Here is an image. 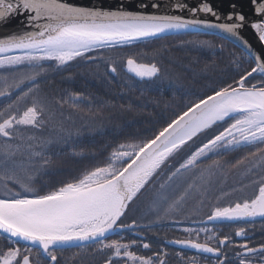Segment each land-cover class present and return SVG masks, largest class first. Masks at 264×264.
I'll list each match as a JSON object with an SVG mask.
<instances>
[{"label":"snow or ice","instance_id":"6c2138e0","mask_svg":"<svg viewBox=\"0 0 264 264\" xmlns=\"http://www.w3.org/2000/svg\"><path fill=\"white\" fill-rule=\"evenodd\" d=\"M250 2L255 5V13L259 14L251 27L255 29L258 40L264 42V2ZM140 6L144 7L143 4ZM175 7L185 8L187 5L178 2ZM189 11L220 18L209 0H201L197 7ZM20 13L26 14L27 24L32 30L0 38V68L27 69L11 79L0 76V97H10L20 90L19 95L0 111V137L3 138L0 141V181L4 186V192L0 195V234H5V238L15 245L0 253V264H32L34 249L37 264H57L58 249L73 246L74 242H80L77 246H82L83 242L88 241L98 242L99 250H111V256L104 264H112L113 258H124L125 264L129 261L131 264H153L152 257L138 256L130 250L136 244L135 240L124 243L120 239H111L105 242L106 238L116 229L137 226L136 220L130 224L122 222L134 199L171 157L198 134L214 126L227 125L196 147L179 167L170 171L159 183L153 201L154 209H159L163 204H167L166 212L176 208L194 187L206 191L215 175L213 169L220 167L219 160H213L200 170L199 184L196 181L188 184L169 203V190L175 191L179 187L185 173L197 169L202 159L221 150L227 152L254 147V151L237 160L233 167L248 163L251 165L247 170L249 173L264 168V79L258 84L246 86V80L254 74L264 77V55L254 54L251 45L240 35V30L248 22L245 15L231 12L225 17L227 22L212 23L206 19H185L181 16L145 15L140 11L127 10L123 4L109 9L103 6H74L64 0H0V22H6ZM191 26L220 29L222 33L230 34L234 42H239L254 66L240 75L238 80L214 88L210 94L191 102L153 138L118 145L105 165L94 167L80 178L43 194L32 187L30 170L34 167L33 158H40L42 166L49 161L43 158L42 152L35 151L43 146L35 143L36 137L25 138L18 130L21 127L42 126L44 108L35 93L38 91V78L47 71L43 62L51 61L60 67L78 58L92 61L97 58L90 55L93 51L131 44ZM108 66L111 73L117 72L115 62L110 61ZM126 68L141 80H151L160 72L155 63H137L132 57L127 58ZM23 87L27 90L24 91ZM29 98L31 106L21 111V104ZM73 99H81V94L75 93ZM25 150L29 156L27 164L15 159ZM10 183L18 185L23 191L9 187ZM253 183L258 184V190L250 198L214 206L207 221L264 218V176ZM184 231L191 234L195 230ZM199 231L207 233L210 229ZM199 231L196 232L197 237ZM244 233L245 229L239 228L235 234L242 236ZM212 238L209 236L207 240ZM228 241L229 237L224 236L219 239V245H225ZM21 242H24L23 247L20 246ZM171 243L217 257L221 254V247L211 246L208 242L200 243L197 239ZM143 247L148 248L149 245L144 244ZM240 247L243 253L237 255L248 257L264 253V244L254 248L244 243ZM160 264H164L162 258ZM218 264H226V259H218ZM240 264H251V261L241 259Z\"/></svg>","mask_w":264,"mask_h":264},{"label":"trees","instance_id":"16d2710c","mask_svg":"<svg viewBox=\"0 0 264 264\" xmlns=\"http://www.w3.org/2000/svg\"><path fill=\"white\" fill-rule=\"evenodd\" d=\"M207 43H201V42ZM90 55L98 58L86 61L78 58L57 67L54 62H43L47 69L37 80L35 93L43 105V124L39 128L21 127L20 134H42L35 143L42 144L35 151L43 153L49 163L41 165L34 157L31 168L32 187L40 194L51 191L63 183L80 178L86 171L109 162L110 153L120 144L140 143L151 139L191 102L214 88L238 80L250 71L253 61L244 50L230 40L206 31H183L144 39L131 44L105 47ZM128 57L137 63H155L160 72L151 80H141L126 68ZM115 62L116 73L109 70ZM27 69L11 68L0 71V76L11 79ZM264 79L259 74L246 80L251 84ZM26 91L27 88L23 87ZM20 90L10 97H1L0 108L6 107ZM75 93L81 99L74 100ZM31 106V98L20 109ZM230 122V121H229ZM226 124L198 134L171 157L165 167H178L196 147L222 130ZM17 141H14V143ZM260 146V145H257ZM254 147L237 149V153H222L202 159L199 166L219 160L220 166L236 164ZM240 151V153H239ZM28 162V152L15 158ZM200 173V170H197ZM199 173L189 178L198 181ZM159 172L157 173V175ZM23 176V173H21ZM23 191L16 184H9ZM4 192L0 181V195ZM6 246L0 245V253Z\"/></svg>","mask_w":264,"mask_h":264},{"label":"flooded vegetation","instance_id":"af4514ba","mask_svg":"<svg viewBox=\"0 0 264 264\" xmlns=\"http://www.w3.org/2000/svg\"><path fill=\"white\" fill-rule=\"evenodd\" d=\"M92 56L98 58L96 55ZM3 110L4 107L0 108V111ZM41 119L44 121L42 117ZM21 135L25 138L34 136L43 140L42 134L25 133ZM2 140L3 138L0 137V141ZM228 152L235 155L237 150ZM222 153L226 152L221 150L218 154L210 156H217ZM205 167L198 165L197 169L186 172L179 187H176L175 191L169 190V203L175 200L188 184L193 183L188 179L196 176L199 173L198 169L201 170ZM249 167L251 165L245 163L238 167L223 165L218 169H213L215 175L212 176L211 184L206 191L197 187L190 189L181 204L166 212L167 204L161 205L159 209H154L153 201L159 190V183L163 182L167 174L174 171L176 167L162 166L158 171L159 174L138 194L122 218V222L125 224H130L132 220H136L137 226L123 230L116 229L114 233L107 236L105 242L111 239H120L124 243L135 240L136 244L130 250L138 256L152 257L153 264H160L161 258L164 264H218V259H226V264H240L241 259H249L251 264H262L264 253H257L248 257L237 254L243 253L240 245L244 243L254 248L264 244V218L258 217L240 221H207V216L210 215V210L214 206H224L237 200L250 198L258 190V184H254L253 181H258L261 176H264V168H257L254 172L249 173L247 171ZM196 182L199 184V180ZM204 228L210 229V231L207 233L199 231ZM239 228L245 229L244 235L236 236V230ZM185 229L195 231L190 234L184 231ZM197 231H199L198 237ZM209 236L213 238L207 240ZM224 236H228L229 241L221 246L219 239ZM189 238L197 239L200 243L208 242L214 247H221L220 256L217 257L212 253H204L197 249L171 243L175 240ZM144 244H148L149 247L144 248ZM0 245L6 246L5 252L8 247L15 246L5 238L4 234H0ZM77 245H80V242H74L73 246L58 249L57 264H104L111 256V250H99L98 242L88 241L83 242L82 246ZM20 246L23 247L24 242H21ZM31 259L32 264H37L38 258L35 255V249ZM112 264H125V259L113 258ZM128 264L131 262L129 261Z\"/></svg>","mask_w":264,"mask_h":264},{"label":"water","instance_id":"95a60500","mask_svg":"<svg viewBox=\"0 0 264 264\" xmlns=\"http://www.w3.org/2000/svg\"><path fill=\"white\" fill-rule=\"evenodd\" d=\"M64 2L71 3L74 6H103L109 9H116L119 5L123 4L127 10L140 11L145 15L181 16L185 19H206L212 23L227 22L225 17L231 12L241 13L246 16L248 22L240 30V35L251 45V50L254 54L264 55V42L258 40L255 29L251 27V23L257 21L259 14L255 13V5H253L250 0H209L214 9L218 12L219 19L213 17L211 14L202 12L193 14L189 11L190 8L197 7L201 0H64ZM178 2L187 5V7L176 8L175 5ZM258 2H264V0H258ZM141 4H143L144 7H141ZM154 4L157 6L153 7ZM233 5H235V8H233ZM199 27H201V29L186 31L211 32L230 40L242 48L238 41L234 42L230 34L222 33L220 29ZM31 30V27L27 24V16L23 13L13 15L6 22H0V38H6L9 35L20 34L24 31ZM253 84H258V82L251 84L246 83V86H251Z\"/></svg>","mask_w":264,"mask_h":264},{"label":"bare ground","instance_id":"6f19581e","mask_svg":"<svg viewBox=\"0 0 264 264\" xmlns=\"http://www.w3.org/2000/svg\"><path fill=\"white\" fill-rule=\"evenodd\" d=\"M196 29H201V27H199V26H191L189 29L172 30V31L160 34L159 36L164 35V34H169V33L183 32V31H186V30H196ZM156 37H158V36H156ZM149 38H154V37H149ZM149 38H147V39H149ZM134 42H137V41H134Z\"/></svg>","mask_w":264,"mask_h":264},{"label":"rangeland","instance_id":"374dc122","mask_svg":"<svg viewBox=\"0 0 264 264\" xmlns=\"http://www.w3.org/2000/svg\"><path fill=\"white\" fill-rule=\"evenodd\" d=\"M3 69L7 70V69H11V68H0V71H3Z\"/></svg>","mask_w":264,"mask_h":264}]
</instances>
